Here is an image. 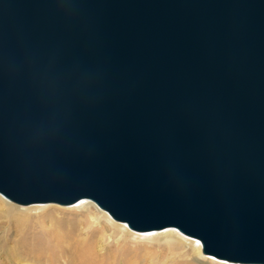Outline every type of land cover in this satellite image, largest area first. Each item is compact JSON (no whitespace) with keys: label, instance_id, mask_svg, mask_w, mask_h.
<instances>
[{"label":"water","instance_id":"1","mask_svg":"<svg viewBox=\"0 0 264 264\" xmlns=\"http://www.w3.org/2000/svg\"><path fill=\"white\" fill-rule=\"evenodd\" d=\"M0 194L264 264V0H0Z\"/></svg>","mask_w":264,"mask_h":264},{"label":"bare ground","instance_id":"2","mask_svg":"<svg viewBox=\"0 0 264 264\" xmlns=\"http://www.w3.org/2000/svg\"><path fill=\"white\" fill-rule=\"evenodd\" d=\"M0 196L5 198L1 194ZM5 199L8 200L7 198ZM83 200L85 199L80 201ZM88 202L89 204L83 202L79 206L84 211L85 217L73 224L71 222V224H66L63 222V218L58 216H53L49 220L50 224H48L38 218H34L33 214L27 212L22 207L13 208L8 203L1 201L0 217L13 216V223L19 237L21 256H23L22 258L30 259L31 262L29 264L201 263L198 255L199 251L202 250V244L198 239H194L197 244L188 242L185 239L186 237L176 228L141 232L142 234L158 232L157 234H151V236L134 235L128 231L129 227L126 223L116 221L118 224L113 221L110 222V220L108 221V218L113 219L108 212L99 208L93 201ZM95 206L103 211L107 219L105 223L101 221L100 217H97ZM31 209L32 211H39V214L46 211L42 210L41 206ZM80 223L84 225L81 226ZM111 230H113L112 233H110ZM107 237L111 238L110 243L113 247L111 253L108 250L105 252L100 251V248H106V245L103 243ZM142 239L147 244L145 243L142 246L135 245L127 252L120 254L123 249L129 247L130 241H133V244H135ZM40 243L43 244L42 250L34 251L31 249L32 246ZM4 246L5 250L0 254V264H14L15 260L17 262L20 261L21 256L12 249L13 246L10 248L9 240L6 241ZM206 256L216 259L214 256Z\"/></svg>","mask_w":264,"mask_h":264},{"label":"rangeland","instance_id":"3","mask_svg":"<svg viewBox=\"0 0 264 264\" xmlns=\"http://www.w3.org/2000/svg\"><path fill=\"white\" fill-rule=\"evenodd\" d=\"M0 201L4 202V203H8L9 205L13 206V208H23L24 210H27V212L31 213L34 215V218H38L41 221L47 222L48 224H50L49 220L54 216H58L60 218H63V222H65L66 224H69L70 222L73 224L74 222H79V220L83 219L85 217L84 211L80 209L79 206H81V203L86 202L85 204H89L88 201L90 200H83L80 201L79 203H75L72 205H60V204H56V203H41V204H33V205H18L14 202H10L8 200H6L5 198L0 196ZM42 208V210H46L45 212L39 214V211H32L31 208L34 207H40ZM27 208V209H26ZM44 208V209H43ZM96 209V214L97 217H100L101 221L103 223H105L107 221L103 211L101 209H99L97 206L94 207ZM65 218V220H64ZM73 220V221H72ZM76 220V221H75ZM110 222H115L118 223L116 221H114L113 219H109ZM70 223V224H71ZM119 224V223H118ZM81 226H83L84 224L80 223ZM105 225V224H104ZM107 228V226H106ZM108 229V228H107ZM128 231L134 235H140V236H151V234H157L158 232H154V233H148V234H142L141 232H137L134 230H130L128 228ZM113 230H111L110 233H112ZM161 233V232H159ZM180 233V232H179ZM184 237H186L185 239L188 242H194V244H197L196 241H194V239L196 238H192L190 236H187L183 233H181ZM180 234V236H181ZM120 235V234H119ZM179 235V234H178ZM19 237L17 236V231H16V227L14 226L13 223V216H8V217H0V254L5 250V243L7 240H9L10 243V248H13L16 253L19 254V256L22 255L21 253V248H20V243H19ZM143 240V241H142ZM139 240L137 243L133 244V241H130L129 243V247H126L125 249H123V251L120 253L122 254L123 252H127L131 247H134L135 245L138 246H142L145 245L146 241L144 239ZM147 240V239H146ZM111 238L107 237L105 238L104 241V245H106V248H100L101 252H105L106 250H108V252H112L111 250H113V247L111 245ZM150 243V242H149ZM147 244V243H146ZM110 247V248H109ZM112 247V248H111ZM43 248V244H37L35 246H32L31 249L34 251H40ZM3 249V250H2ZM23 256H21L20 261L17 262V260H15L14 264H29L31 262L30 259L28 258H22ZM216 258V257H215ZM22 259V260H21ZM198 259L200 260V264H239V263H232V262H228L226 260H221V259H214L212 257L206 256L202 253V250L199 251V255H198Z\"/></svg>","mask_w":264,"mask_h":264}]
</instances>
